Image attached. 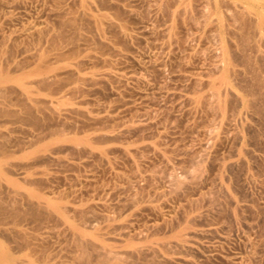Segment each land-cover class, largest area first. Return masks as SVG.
I'll list each match as a JSON object with an SVG mask.
<instances>
[{
	"label": "rangeland",
	"instance_id": "rangeland-1",
	"mask_svg": "<svg viewBox=\"0 0 264 264\" xmlns=\"http://www.w3.org/2000/svg\"><path fill=\"white\" fill-rule=\"evenodd\" d=\"M227 6L0 0V264H264V96Z\"/></svg>",
	"mask_w": 264,
	"mask_h": 264
},
{
	"label": "bare ground",
	"instance_id": "bare-ground-1",
	"mask_svg": "<svg viewBox=\"0 0 264 264\" xmlns=\"http://www.w3.org/2000/svg\"><path fill=\"white\" fill-rule=\"evenodd\" d=\"M237 3V0H235ZM229 1H227L228 3ZM231 3H228V5H230ZM233 5V3H232ZM235 6V5H234ZM228 7V6H227ZM238 9H236V13H234V7L232 9H230V6L228 7L230 10H232L231 12L234 13L232 14V18H235L236 20H234L236 22V24H238V30L237 33L234 35H237L238 38V44H237V49H238V53L236 54L238 56V58L240 59L239 62L242 65V72H241V76L239 77L242 81V90L244 93V96H249V95H253V97H251L250 99L247 98L245 100V98H243L249 105L254 106L256 108V111L260 110L261 105H259L260 100L262 99V97L264 96V0H238ZM226 8V9H228ZM228 10V11H230ZM231 14V13H230ZM230 18V17H229ZM10 19V18H8ZM233 20V19H232ZM75 21V20H74ZM83 22V21H82ZM233 22V21H232ZM63 23V22H62ZM234 23V22H233ZM235 25V23H234ZM226 26V25H225ZM236 26V25H235ZM230 29V28H227ZM229 31V30H228ZM231 32V31H230ZM233 35V36H234ZM65 36V35H64ZM229 41V40H228ZM3 50V49H2ZM50 50V49H49ZM234 50V49H233ZM13 52V51H12ZM237 53V51H236ZM234 55V54H233ZM235 56V55H234ZM238 60V59H237ZM20 65V64H19ZM42 65V64H41ZM18 66V65H17ZM6 69V68H4ZM3 69V70H4ZM238 70V69H236ZM241 70V69H240ZM239 73V72H238ZM75 76V75H74ZM67 78V77H66ZM75 78V77H74ZM73 78V79H74ZM80 78V77H78ZM7 79V78H6ZM69 79V78H68ZM67 79V80H68ZM71 78V80H73ZM77 79V78H76ZM81 79V78H80ZM1 80V79H0ZM3 80V78H2ZM5 80V78H4ZM55 80V79H54ZM62 80V79H61ZM64 80V78H63ZM41 82L45 83V80H42ZM66 82V81H65ZM11 86V85H10ZM33 99V98H32ZM250 100V102H249ZM244 101V102H245ZM261 104V103H260ZM32 108V107H31ZM33 111V110H32ZM2 112V111H1ZM4 112V111H3ZM262 112V110H261ZM9 114V113H8ZM263 116V115H262ZM261 116V118H263ZM28 119V117H26ZM40 118V117H39ZM256 118V117H255ZM254 118V120H255ZM264 119V118H263ZM31 120V119H30ZM36 120V119H35ZM257 120V119H256ZM261 123V122H260ZM259 124V123H258ZM264 124V123H263ZM261 126H263L261 124ZM257 130V129H256ZM255 138V136H254ZM0 150H2L0 148ZM4 150V149H3ZM5 152L7 151L6 148L4 150ZM4 151H0L2 153H4ZM258 159V158H257ZM4 200V199H3ZM31 201V200H30ZM215 201V199H214ZM51 204V203H50ZM36 206V205H34ZM38 206V205H37ZM45 206V205H44ZM32 207V206H31ZM5 206L4 203L0 202V212L5 210ZM40 208V206H39ZM41 209V208H40ZM44 209V208H43ZM51 211V210H50ZM83 212V211H82ZM46 213V212H45ZM47 214V213H46ZM50 214H52L50 212ZM33 216V215H32ZM47 216V215H46ZM34 217V216H33ZM37 217V216H36ZM35 218V217H34ZM2 220V219H1ZM0 220V221H1ZM4 223V222H3ZM7 228V227H6ZM6 230V229H5ZM7 234V232L5 233ZM11 235V234H10ZM78 235V233H77ZM79 236V235H78ZM14 237V236H13ZM15 238V237H14ZM79 238V237H77ZM83 239V238H82ZM82 239L80 241H82ZM75 240V239H74ZM84 240V239H83ZM78 242V240H75ZM25 242V241H24ZM83 243V242H81ZM76 244V242H75ZM79 244V243H78ZM85 244V243H83ZM82 244V245H83ZM96 244V243H95ZM98 244V243H97ZM27 246V243L25 244ZM93 245V244H92ZM75 246V245H74ZM79 246V245H77ZM81 246V244H80ZM85 245H83L84 247ZM100 246V245H98ZM76 247V246H75ZM89 247V246H88ZM91 247V246H90ZM102 247V246H100ZM99 247V250H100ZM79 250L81 249V247H77ZM97 248V247H96ZM86 254L83 253L81 254V250L79 251L80 253H78V256L82 259V262H88L87 258L90 255V253H88V251L90 250H86V247H84ZM105 248H103L104 250ZM48 250V249H47ZM83 250V249H82ZM94 250V249H93ZM102 250V249H101ZM102 250V251H103ZM107 250V249H106ZM106 250H104L106 252ZM124 251V250H123ZM153 251V250H152ZM156 251V250H155ZM7 251L4 252H0L1 255H7L6 254ZM77 252V251H76ZM96 252V250H95ZM99 252V251H98ZM110 252L113 253H118V251L114 252L110 250ZM121 252V250L119 251ZM126 252V251H125ZM12 253V252H11ZM133 253V252H132ZM150 253V252H149ZM153 253V252H152ZM151 253V254H152ZM80 254V255H79ZM98 254V253H96ZM104 254V253H103ZM107 254V252H106ZM119 254V253H118ZM124 254V252H123ZM130 254V253H129ZM146 254V253H145ZM149 254V255H151ZM12 255V254H11ZM88 255V256H87ZM109 255H111V253H109L108 251V255H105V259H108ZM120 255H122V252L120 253ZM147 255V254H146ZM77 256V258H78ZM85 256L87 257L86 260ZM97 256V255H96ZM104 256V255H103ZM113 256V255H111ZM118 257V255H115L113 257ZM126 256V255H124ZM121 256V257H124ZM129 256V255H128ZM152 256V255H151ZM8 257V256H7ZM98 257H100V254L98 255ZM116 257V258H117ZM132 257V256H131ZM136 257V256H135ZM154 257V254H153ZM79 258V259H80ZM101 258V257H100ZM138 258V257H137ZM140 258V255H139ZM5 259V258H4ZM76 259V258H75ZM127 259V256L126 258ZM129 259V257H128ZM128 259L126 260V262L128 261ZM131 259V258H130ZM10 260V259H9ZM153 260V259H152ZM155 260V258H154ZM74 261V260H73ZM90 261V259H89ZM72 264V262H71ZM87 264V263H86Z\"/></svg>",
	"mask_w": 264,
	"mask_h": 264
}]
</instances>
